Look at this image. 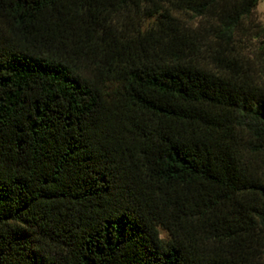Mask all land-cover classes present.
I'll return each instance as SVG.
<instances>
[{
    "label": "trees",
    "instance_id": "1",
    "mask_svg": "<svg viewBox=\"0 0 264 264\" xmlns=\"http://www.w3.org/2000/svg\"><path fill=\"white\" fill-rule=\"evenodd\" d=\"M259 2L0 0V264H264Z\"/></svg>",
    "mask_w": 264,
    "mask_h": 264
},
{
    "label": "rangeland",
    "instance_id": "2",
    "mask_svg": "<svg viewBox=\"0 0 264 264\" xmlns=\"http://www.w3.org/2000/svg\"><path fill=\"white\" fill-rule=\"evenodd\" d=\"M253 24L247 31L238 33L236 47L250 73L257 80L264 81V0L259 2Z\"/></svg>",
    "mask_w": 264,
    "mask_h": 264
}]
</instances>
